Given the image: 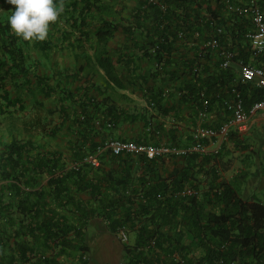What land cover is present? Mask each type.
Returning <instances> with one entry per match:
<instances>
[{"label":"trees","instance_id":"obj_1","mask_svg":"<svg viewBox=\"0 0 264 264\" xmlns=\"http://www.w3.org/2000/svg\"><path fill=\"white\" fill-rule=\"evenodd\" d=\"M117 1L62 0L63 11L40 41L24 40L11 30L7 15L14 9L0 0V129L5 119L19 123L16 116H26L32 104V114L21 121L23 132L31 138L21 141L15 137L8 144L0 143V264L88 263L82 216L89 209L78 206L76 195L70 194V178L77 192L89 190L93 199L108 187L116 193L106 200L107 205H100L105 214L95 210L92 215L109 220L117 237L120 227L128 228L129 242L122 243L126 260L121 264H264V204L244 199L220 174L217 159L228 148L240 154H258L254 150L255 141H259L261 152L258 134L245 138L233 130L220 150L208 154L149 159L108 151L100 157L98 167L85 163L99 144L120 139L115 132L126 121L139 122L151 135L162 134L160 138L171 140L164 145L191 147L203 100L209 101L210 116L202 125L219 128L229 117L225 101L238 82V61L248 62L251 56L245 37L252 29L251 22L228 12L227 0H160L167 6L166 13L141 0L128 16L116 9ZM247 1L232 0L235 4ZM260 5L264 10V0ZM213 17L224 28L222 44L238 55L230 68L223 69L221 55L207 51L201 71L196 72L200 49L194 33L200 31L204 37L211 32ZM182 30L186 34L179 38ZM118 33L126 42L117 43ZM56 48L72 54L78 65L75 72L45 67ZM100 70L105 74L102 84L93 81L97 75L101 77ZM116 89L144 98L153 112L164 118L174 112L180 127L184 125L180 108L186 104L191 115L185 124L188 129L184 132L176 126L165 130L164 123L148 110L129 113L115 101ZM238 89L248 112L263 97L252 83ZM170 96L177 99L171 106ZM74 125L80 130L68 155L60 151L43 155L34 145L35 134L55 140L63 128L69 131ZM103 130L109 137L101 136ZM106 158L116 166L107 170ZM168 163L174 167L171 172L166 170ZM69 164L78 166L69 169ZM43 174L49 177L46 185L42 184ZM9 193L14 200L8 198ZM68 206L78 214L77 222L62 213ZM16 207L15 215L11 210ZM117 210L125 213L122 222L114 219ZM134 227L138 233L131 244ZM152 239L155 246H150ZM175 254L182 261L176 260Z\"/></svg>","mask_w":264,"mask_h":264},{"label":"built area","instance_id":"obj_2","mask_svg":"<svg viewBox=\"0 0 264 264\" xmlns=\"http://www.w3.org/2000/svg\"><path fill=\"white\" fill-rule=\"evenodd\" d=\"M148 3L158 6L163 13L167 11V6L160 0H148ZM225 4L228 12L249 19L252 26V29L245 34L250 46V60L248 62H244L243 60L238 61V82L235 86H232L231 98L225 101V106L229 113L228 119L219 128L202 125L210 116L209 101L203 100V107L198 116L199 122L193 132L194 143L191 147L183 149L168 145L156 146L113 138L99 144L95 152L85 159V163L91 164L93 167H98L100 157L108 151L115 155H145L149 159L170 154L187 155L193 152L208 154L220 150L221 145L227 141L231 131L234 130L244 136L250 131L252 118L259 114L264 115V10L260 5V0H248L244 4H235L232 0H227ZM209 23L212 30L211 32L208 31L204 37L200 31L194 33V38L198 41L197 46L200 49L199 60L194 66V71L196 72L201 71L202 60L207 51H217L221 55V67L223 69L230 68L236 61L238 55L236 50L224 47L222 44L221 38L224 34V28L218 25V21L213 17L210 18ZM185 34L186 32L182 30L179 32L178 37L184 38ZM194 43L192 42V45ZM249 83L254 84L262 92L263 97L261 100L255 102L248 112L245 110L243 95L241 90L238 89V86ZM166 95H169L168 90ZM261 133L262 157L264 161V127ZM77 166L78 164H72V169H76ZM118 239L121 243L129 242V231L127 227L122 226L118 229ZM155 245V239L150 240V246ZM174 257L176 260L182 261L178 254H175Z\"/></svg>","mask_w":264,"mask_h":264},{"label":"crops","instance_id":"obj_3","mask_svg":"<svg viewBox=\"0 0 264 264\" xmlns=\"http://www.w3.org/2000/svg\"><path fill=\"white\" fill-rule=\"evenodd\" d=\"M129 1V0H127ZM132 3L131 7L127 8V6H124V4L120 5V9H121V14L123 12L124 16H128L129 12L133 9H135V7H137V5H139V2L141 0H130ZM115 7H116V3H114ZM10 7L12 9H14V5H10ZM117 43L122 44L125 41V37L123 34L118 33L117 34ZM61 56V57H60ZM36 58V57H35ZM40 59V58H38ZM69 59H73V63L69 61ZM42 62V59H40ZM44 63V62H42ZM142 63V61H141ZM50 66H53V68L58 67L59 69H67L71 72H75L77 70L76 67H78L77 63L75 62L72 54L67 51L66 49H60V48H56L52 54H51V62H47L46 66L48 69L51 68ZM100 74L101 77L99 75L96 76V78H93V75H90V78H93L94 82H99L102 84L103 82V77L105 78V74L103 70H100ZM99 77L101 79H99ZM114 97H115V101L118 103V105L121 106L122 109H125L127 111H129V113L131 114H141L144 113L145 110H148L150 113L154 114L156 117V120L158 122H162L164 123V128L166 129H170L176 126H179L181 124H179L178 122V118L175 117V113L172 112L168 117L164 118L161 115L157 114L156 112H153V109L151 107L148 106V103L146 102V100L142 97H140L137 94L132 93L130 90H121V89H116V91L114 92ZM177 101V99L173 96L169 97L168 103H170L169 105L171 106V104L175 103ZM180 111L182 113V115L184 116V125L183 127L181 126L180 129L181 131L184 130V132L188 129V126L185 125L187 119H189L191 116L189 114L190 109L186 106V104H184V107L180 108ZM146 112V111H145ZM149 112L148 115H149ZM27 115V112L26 114ZM16 117H18L20 120L18 121L20 124V128L22 130V135L24 136V138L21 139V141H28L31 137L29 135H26L23 132V128L21 126V121L23 120V118H27L28 116H24L23 115H17ZM199 122V121H198ZM4 127V123L2 128ZM264 127V115L263 114H259L255 117L252 118L251 121V127H250V131L244 136L245 138H249V137H253L254 133L256 130L259 131V136L262 138V128ZM2 128L0 130H2ZM17 128V124H11L10 123V127L8 128V134H11L12 136L15 135V130ZM119 130H117L115 132V137H119L124 138V139H129V140H137V141H145V142H151L155 145H164L167 144L168 141H171L168 138H160L162 137V134H160L159 136L156 135H151L152 133L148 132L142 124H140L139 122H135V123H129L128 121H126L125 123H123L122 125L119 126ZM80 130V128L76 125L72 126L71 128L68 129L63 128L62 131H60L59 135L57 136V139L55 140H51V138L49 137V135H45L42 133L36 134L39 136L44 137L45 140H47L48 142L45 145H42L41 142L37 141V139L35 137L32 138L33 142L35 143L34 145L38 147V150H40L43 155L44 154H48V153H55V152H64V155H68V149L70 148L71 145V141L75 140L77 138V134L78 131ZM104 134V136L106 135L105 138L109 137L108 131L103 130V132H101V136ZM185 135V134H184ZM10 138V140L6 139L5 143L8 144L12 141V139L14 138ZM100 136V137H101ZM103 136V137H104ZM17 138V137H16ZM18 139V138H17ZM103 140V139H102ZM2 143V142H1ZM3 142V144H5ZM169 143V142H168ZM74 146V145H73ZM37 150V151H38ZM36 152H34L33 155V159L36 156ZM261 155H262V148H261ZM263 160V157H262ZM107 162V170L110 169V166L112 165L113 167L116 166V164L112 163L109 158L105 159V163ZM264 163V162H263ZM72 168V164H69V169ZM173 165L172 163H168L166 165V170L167 172H171L173 170ZM163 178H166L168 176V173L166 174L165 172L163 173ZM49 177H47V175L43 174L42 175V184L46 185V182L48 181ZM226 179V178H225ZM228 182L230 183H234L233 178L232 179H226ZM67 187L69 189L70 194L72 195H76L75 196V200L77 202V205H82L84 206L86 209H89L88 212H83V220H86L84 222H86V224L84 225V233H85V237H84V246L87 247L88 252L86 253V257H87V264H112V260L110 259V254H112V252H116V254L118 255L119 259V263L123 262L126 260V255L124 252V248L122 244H119L118 241V237L115 236L111 231V226L110 225V221L101 217V216H93L92 213L95 210H100L99 212H102L103 214H105L104 209L102 210V208L100 209V205L101 204H106L107 205V201L106 200H111L112 196H115L116 193L113 192H109L110 188H107L105 191H103L101 197H98V199H93L91 197V194L88 191L86 192H77V188L75 185V181L73 178H70L68 180V184ZM8 198H12L14 200V197L12 195H10V193L7 195ZM135 196L132 197V200H135ZM15 210H17V207L11 210V213H15ZM63 211V212H62ZM61 212L66 216L67 220H70L72 222H77V219H79L78 214H74L72 212V206H68L67 208L63 209ZM101 213V215H102ZM124 212H122L121 210H117L114 216L115 220L120 221L121 219L124 218ZM16 215V213H15ZM13 216V215H12ZM80 217V219L82 218ZM122 222V220H121ZM137 233L138 230L134 227L131 229L130 232V243L133 244L136 237H137ZM117 243L118 248H117ZM197 255H201V251L197 250L196 251ZM75 256V254H74ZM74 256H72V258L74 259ZM72 258H64L63 260L65 261H72ZM75 263V262H74Z\"/></svg>","mask_w":264,"mask_h":264},{"label":"rangeland","instance_id":"obj_4","mask_svg":"<svg viewBox=\"0 0 264 264\" xmlns=\"http://www.w3.org/2000/svg\"><path fill=\"white\" fill-rule=\"evenodd\" d=\"M132 2L129 0H118L116 3V9H120V5L124 4L127 8L131 7ZM61 57V56H60ZM70 62L73 63V59H69ZM42 62H46L45 59H42ZM47 64V63H45ZM48 69V68H47ZM32 105V104H31ZM31 105L27 110V115L30 116L31 113ZM27 117V118H28ZM20 120V119H19ZM10 119L4 120V127L0 130V143L6 142L5 140L11 138V134H8V128L10 127ZM15 135L12 138L17 137L19 140L24 138L22 135V130L20 128L19 123H17V128L15 130ZM259 135V131L256 130L255 135ZM37 141L41 142L42 145H45L48 141L44 139V137L39 135H34ZM254 150L257 153H253L252 155L240 154L233 152L231 148H228L225 152L221 153L217 156V159L220 160L221 165L218 166L220 174L223 178L232 179L233 184L238 189L240 195L246 200H256L264 204V161L262 160V155L259 148V141H255ZM220 158V159H219ZM216 159V160H217ZM119 241V239H118ZM119 244H122L119 241ZM117 243V248H118ZM110 259L112 260V264H121L119 263L118 255L116 252H112L110 254Z\"/></svg>","mask_w":264,"mask_h":264},{"label":"clouds","instance_id":"obj_5","mask_svg":"<svg viewBox=\"0 0 264 264\" xmlns=\"http://www.w3.org/2000/svg\"><path fill=\"white\" fill-rule=\"evenodd\" d=\"M14 5L7 15L11 30L24 40H44L49 32L50 23L55 22L63 11L64 5L55 0H5Z\"/></svg>","mask_w":264,"mask_h":264}]
</instances>
